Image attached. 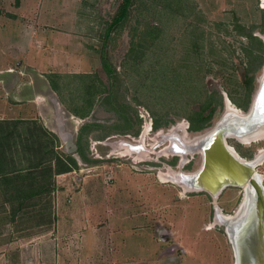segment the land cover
<instances>
[{
	"label": "rangeland",
	"instance_id": "rangeland-1",
	"mask_svg": "<svg viewBox=\"0 0 264 264\" xmlns=\"http://www.w3.org/2000/svg\"><path fill=\"white\" fill-rule=\"evenodd\" d=\"M262 1L135 0L104 49L114 70L110 78L102 66L103 37L121 0H0V54L2 49L9 50L12 38L23 40L25 47L43 49L44 59L37 58L49 65L43 73L59 74L61 79L57 105L52 104L43 118L20 120H35L55 137L56 152L72 157L80 126H98L94 131L87 128L82 139L94 163L84 165L77 159L80 169L55 176L58 188L68 198L73 186L84 182L92 188L103 185V199H119L126 214L139 218V223L124 219L121 237L135 250L137 242L155 250L152 257L157 264H234L230 240L216 212L233 215L242 190L225 188L216 199L205 192L185 191L174 178L180 172L196 171L201 155L182 159L171 152V144L179 146V125L187 127L188 138L210 130L224 111L225 99L245 103L241 80L246 68L255 77L253 96L262 57L250 58L246 48L251 44L238 31L240 27L248 31L253 24V36L264 37L260 31L264 30ZM252 49L257 51L258 46ZM56 53L61 56L55 63L51 56ZM71 53L85 57L87 63L76 73L66 67ZM11 56L0 55V70L11 68L15 76L17 64ZM22 67L29 70L28 63ZM215 89L223 97V108L216 106L211 127L190 132L188 118L200 110L208 113L206 94ZM79 113L86 116L80 118ZM155 124L160 127L154 128ZM227 144L246 161L264 149V139L242 144L230 138ZM255 171L264 186V157ZM89 193L93 199L101 197L99 191ZM2 223L0 230L32 236L52 227L37 225L32 219L10 226ZM133 224L135 232L129 228Z\"/></svg>",
	"mask_w": 264,
	"mask_h": 264
},
{
	"label": "crops",
	"instance_id": "crops-1",
	"mask_svg": "<svg viewBox=\"0 0 264 264\" xmlns=\"http://www.w3.org/2000/svg\"><path fill=\"white\" fill-rule=\"evenodd\" d=\"M19 32V36L22 35ZM8 46L9 50L2 49L0 55L7 58L14 55L11 61L17 64V75L12 74L14 70L11 68L0 70V89L4 90L0 95V119L43 118L52 104L57 105L56 94L49 87L47 74L43 73V69H48L49 65L44 66V61L37 59L43 57V49L25 47L23 40L13 38ZM10 50L12 54H9ZM60 56L59 53L51 56L52 62L56 63ZM23 63H28L29 70L23 69ZM83 63L87 64L85 57L79 58L75 53L67 56L66 67L73 73L83 67ZM50 65L51 69L60 71L55 64ZM14 77V83L7 85ZM75 150L76 145L72 154L76 156L73 157L79 166ZM73 187L71 194L65 198L64 190L59 189L55 182L56 199L51 229L33 236L14 229L0 230V264H141V261H145L144 264H157L158 261L152 257L155 250L151 252L149 246L145 247L139 242L135 250L131 247L133 244L129 246L121 237L124 219L128 218L129 223L136 219L139 223L138 216L126 214L127 210L123 209L125 205L117 198L107 196L103 199V185L92 188L84 182ZM90 190L99 191L101 197L93 199ZM133 227L134 224L129 228L135 232ZM152 238L149 243L154 242ZM128 251L130 253H125Z\"/></svg>",
	"mask_w": 264,
	"mask_h": 264
},
{
	"label": "trees",
	"instance_id": "trees-1",
	"mask_svg": "<svg viewBox=\"0 0 264 264\" xmlns=\"http://www.w3.org/2000/svg\"><path fill=\"white\" fill-rule=\"evenodd\" d=\"M134 2L135 0H121L116 14L104 31L102 66L110 78H112L114 70L108 65L104 49L111 34L127 19ZM261 11L264 13V10ZM251 27L252 29L248 31H245L244 27H240L238 33L251 44L246 48L250 58H258L259 55L262 57L258 64L262 68L264 65V43L252 34V30L256 26L252 24ZM260 31L264 32L263 29ZM254 44L258 46L257 51L252 49ZM250 70V68L245 69L241 80V84L245 87V103L240 104L234 98H229L231 104H234L242 112L248 110L255 88V77L252 76ZM46 78L51 90L58 94L60 75L48 74ZM204 102V108H210L208 113H205V110H200L188 118L189 131L192 133H199L211 127L216 106L219 109L223 108V97L217 89L206 94ZM69 112L71 113V111ZM79 115L80 118L86 116L84 113H79ZM158 127L160 126L154 125V128ZM87 128L94 131L98 126L97 124L80 126L75 142V153L80 162L88 165L94 162L86 155L84 147L87 146V141L84 142L85 146L82 143ZM124 129L123 131H126L128 126ZM55 149V137L44 130L35 120L0 121V224L2 221L5 222V225H13L26 219L35 220L36 224L40 226L53 223L51 195L55 190L54 178L56 175L79 168L76 160L70 154H60Z\"/></svg>",
	"mask_w": 264,
	"mask_h": 264
},
{
	"label": "water",
	"instance_id": "water-1",
	"mask_svg": "<svg viewBox=\"0 0 264 264\" xmlns=\"http://www.w3.org/2000/svg\"><path fill=\"white\" fill-rule=\"evenodd\" d=\"M260 39L264 43V37ZM257 83L246 112L239 109V113L227 112L225 99L224 111L210 130L196 136L191 144H184L181 137L179 146L171 144L174 154L201 155V164L196 171L180 172L174 178L181 188L205 192L213 199L228 187L242 190L236 212L220 221L232 246L234 264H264V186L255 171L256 156L246 161L227 144L231 137L254 141L264 136V104L260 101L264 90V65Z\"/></svg>",
	"mask_w": 264,
	"mask_h": 264
},
{
	"label": "bare ground",
	"instance_id": "bare-ground-1",
	"mask_svg": "<svg viewBox=\"0 0 264 264\" xmlns=\"http://www.w3.org/2000/svg\"><path fill=\"white\" fill-rule=\"evenodd\" d=\"M262 4H263V6H264V0L262 1ZM225 107H226V110H227V112H237V113H239V110H237V108L236 109H234V106L231 104V102L227 99V101L225 100ZM241 111V110H240ZM147 128V127H146ZM187 127L185 126V125H179L178 126V128H177V130L180 132V133H178V135L184 140V144H191L192 142H194L196 139L195 138H197L196 136H194V137H191V138H188V132H187V129H186ZM145 132V131H144ZM144 134V133H143ZM172 136V135H171ZM170 136V137H171ZM198 136H200V135H198ZM145 137V136H144ZM264 137V136H263ZM231 138H234V139H236L237 141H240L241 143H243V144H247V142L248 141H250L251 139H249V138H237V137H231ZM262 138V137H261ZM143 139V138H142ZM145 139V138H144ZM231 150L232 151H234L235 152V150L234 149H232L231 148ZM235 153H237V152H235ZM182 158H184V155L183 154H180V153H178ZM260 154L261 155H263L264 154V149H262L261 151H260ZM258 155H256V157H255V160H254V165H256L257 163H258ZM177 174V173H176ZM161 180H165L166 181V179L165 178H162ZM168 181V180H167ZM185 191H191V190H186V189H184ZM212 227H207L206 229L207 230H209V229H211Z\"/></svg>",
	"mask_w": 264,
	"mask_h": 264
},
{
	"label": "flooded vegetation",
	"instance_id": "flooded-vegetation-1",
	"mask_svg": "<svg viewBox=\"0 0 264 264\" xmlns=\"http://www.w3.org/2000/svg\"><path fill=\"white\" fill-rule=\"evenodd\" d=\"M234 139V138H233ZM264 139V137H262V138H259V139H255L254 141H248L247 142V144H251V143H253V142H258V141H260V140H263ZM236 140V139H235ZM237 141V140H236ZM238 142H240V141H238ZM241 143V142H240ZM243 144V143H242ZM262 150V149H261ZM261 150H259V152H258V162H259V160L262 158V157H264V154L263 155H261L260 154V151ZM236 152V151H235ZM178 156H180L179 154H177ZM188 155H190L191 156V154H188ZM181 157V156H180ZM182 158V157H181ZM183 159V158H182ZM217 213V216H218V218H219V220L220 221H222L223 220V218L224 219H227V218H229L230 217V215H224V214H222L220 211H217L216 212ZM222 218V219H221Z\"/></svg>",
	"mask_w": 264,
	"mask_h": 264
},
{
	"label": "snow or ice",
	"instance_id": "snow-or-ice-1",
	"mask_svg": "<svg viewBox=\"0 0 264 264\" xmlns=\"http://www.w3.org/2000/svg\"><path fill=\"white\" fill-rule=\"evenodd\" d=\"M260 101L262 104H264V90L261 92Z\"/></svg>",
	"mask_w": 264,
	"mask_h": 264
}]
</instances>
